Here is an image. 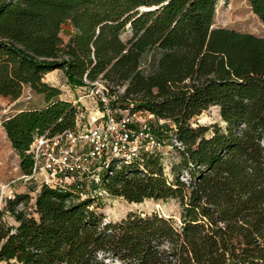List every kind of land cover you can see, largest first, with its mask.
Returning <instances> with one entry per match:
<instances>
[{
	"label": "trees",
	"instance_id": "trees-1",
	"mask_svg": "<svg viewBox=\"0 0 264 264\" xmlns=\"http://www.w3.org/2000/svg\"><path fill=\"white\" fill-rule=\"evenodd\" d=\"M247 2L264 24V0ZM217 3L0 0V96L15 101L27 87L44 99L1 122L22 175L36 138L74 126L76 107L44 81L54 70L73 87L102 81L115 108L168 121L180 143L169 173L147 152L101 183L129 203L176 200L178 223L133 212L105 222L99 197L42 186L32 213L28 193L4 199L0 263L264 264V37L214 27ZM210 107L224 125L193 126Z\"/></svg>",
	"mask_w": 264,
	"mask_h": 264
},
{
	"label": "built area",
	"instance_id": "built-area-1",
	"mask_svg": "<svg viewBox=\"0 0 264 264\" xmlns=\"http://www.w3.org/2000/svg\"><path fill=\"white\" fill-rule=\"evenodd\" d=\"M90 85L99 94L94 112L87 115L86 104L81 101L90 95L74 100L73 128L36 138L27 151L33 159L31 173L22 175L21 180L35 183L39 190L47 186L68 191L81 199L107 198L109 196L101 188L107 174L111 175L114 169L131 163L142 153H161L164 142L156 136L150 120L158 126L168 121L144 111H134L132 103L123 110L115 108L112 105L115 97L109 94L102 81ZM171 137L180 146L175 137ZM13 197L12 194L5 198Z\"/></svg>",
	"mask_w": 264,
	"mask_h": 264
},
{
	"label": "rangeland",
	"instance_id": "rangeland-1",
	"mask_svg": "<svg viewBox=\"0 0 264 264\" xmlns=\"http://www.w3.org/2000/svg\"><path fill=\"white\" fill-rule=\"evenodd\" d=\"M214 27H222L232 29L242 33L253 34L258 37H264V24L260 22L257 16L252 12L247 0H218ZM73 34V28L69 23L62 26L60 37L66 43L69 37ZM44 81L53 87H57L61 91L60 97L71 103L84 95H90L88 98H82L81 101L86 104V114L90 115L94 112V102L98 103L99 94L97 89L90 84L82 87H73L67 84L65 75L62 70H54L45 75ZM116 99V98H115ZM44 105L42 96L35 94L29 88L23 89L22 95L15 101L10 98L0 96V207L4 206V199L9 195L16 193L29 194L30 202L27 206V212L32 213V203L39 188L35 183L24 182L20 178L22 173L19 168V158L12 150L6 134L1 127V122L13 115L14 113L28 109L41 107ZM113 105L118 107L120 102L113 100ZM153 124L156 136L163 140V148L161 150L165 171L170 172L171 165L177 163L179 160L178 153L174 147H178L172 139V133L163 126H158L154 121ZM195 124L209 126L218 124L223 126L219 110L217 107H210L202 112L196 119L193 120ZM168 167V168H167ZM187 179L184 175L181 180ZM98 211L104 215L105 222H118L123 219L128 213H138L142 215H149L158 213L166 218H173L176 223L179 221V203L174 199L166 201L145 200L142 203H129L122 198L107 197L99 198L96 201ZM32 217V215H31ZM36 217V216H34ZM5 221L9 225L17 226L15 220L9 215H5ZM0 264H16L14 261L1 262Z\"/></svg>",
	"mask_w": 264,
	"mask_h": 264
},
{
	"label": "crops",
	"instance_id": "crops-1",
	"mask_svg": "<svg viewBox=\"0 0 264 264\" xmlns=\"http://www.w3.org/2000/svg\"><path fill=\"white\" fill-rule=\"evenodd\" d=\"M73 33H74V30H73Z\"/></svg>",
	"mask_w": 264,
	"mask_h": 264
}]
</instances>
